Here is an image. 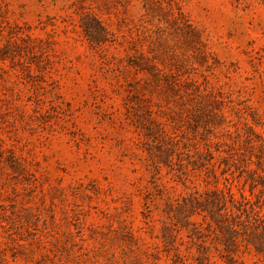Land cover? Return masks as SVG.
<instances>
[{"label":"rangeland","instance_id":"rangeland-1","mask_svg":"<svg viewBox=\"0 0 264 264\" xmlns=\"http://www.w3.org/2000/svg\"><path fill=\"white\" fill-rule=\"evenodd\" d=\"M257 249L264 0H0V264Z\"/></svg>","mask_w":264,"mask_h":264},{"label":"trees","instance_id":"trees-1","mask_svg":"<svg viewBox=\"0 0 264 264\" xmlns=\"http://www.w3.org/2000/svg\"><path fill=\"white\" fill-rule=\"evenodd\" d=\"M95 24L96 25H90L89 23L83 21L82 27H84V31L87 37L90 39V41L101 42L102 39L104 40L103 36L105 35V29L98 21ZM90 27H95L96 29L95 28L91 29ZM257 251L264 252L263 249H257Z\"/></svg>","mask_w":264,"mask_h":264}]
</instances>
